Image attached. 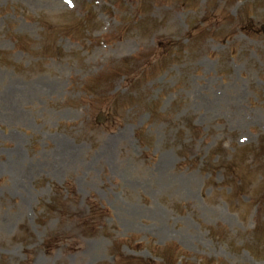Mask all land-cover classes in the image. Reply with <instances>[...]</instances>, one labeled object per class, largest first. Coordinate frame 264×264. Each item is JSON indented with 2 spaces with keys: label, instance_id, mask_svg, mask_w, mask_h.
I'll use <instances>...</instances> for the list:
<instances>
[{
  "label": "rangeland",
  "instance_id": "rangeland-1",
  "mask_svg": "<svg viewBox=\"0 0 264 264\" xmlns=\"http://www.w3.org/2000/svg\"><path fill=\"white\" fill-rule=\"evenodd\" d=\"M262 25L264 0H0V264H264Z\"/></svg>",
  "mask_w": 264,
  "mask_h": 264
},
{
  "label": "bare ground",
  "instance_id": "bare-ground-1",
  "mask_svg": "<svg viewBox=\"0 0 264 264\" xmlns=\"http://www.w3.org/2000/svg\"><path fill=\"white\" fill-rule=\"evenodd\" d=\"M22 180H23V179H22V176L20 175V176L18 177V183H19V182L21 183Z\"/></svg>",
  "mask_w": 264,
  "mask_h": 264
},
{
  "label": "snow or ice",
  "instance_id": "snow-or-ice-1",
  "mask_svg": "<svg viewBox=\"0 0 264 264\" xmlns=\"http://www.w3.org/2000/svg\"><path fill=\"white\" fill-rule=\"evenodd\" d=\"M69 2H70V0H69Z\"/></svg>",
  "mask_w": 264,
  "mask_h": 264
}]
</instances>
